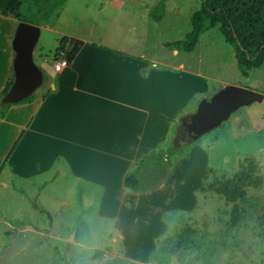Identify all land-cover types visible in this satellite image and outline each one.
Returning <instances> with one entry per match:
<instances>
[{
	"label": "rangeland",
	"instance_id": "obj_1",
	"mask_svg": "<svg viewBox=\"0 0 264 264\" xmlns=\"http://www.w3.org/2000/svg\"><path fill=\"white\" fill-rule=\"evenodd\" d=\"M62 3L28 12L20 2L12 16L39 28L58 17L63 32L75 36H84L89 26L100 30L111 25L120 31L121 48L139 49L147 57L181 62L190 72H199L207 91L192 98L183 116L225 85L264 95V66L242 75L217 27L199 35L191 52L173 56L164 46L189 33V16L201 0H110L105 8L102 0ZM160 3L162 17L154 21L150 14ZM111 7H120L118 14ZM60 39L40 32L32 60L43 81L33 96L42 93L53 72L48 56ZM39 51L47 59H40ZM178 121H170L166 137L154 148L165 152L174 147L165 157L167 177L148 192L124 197L113 219L97 213L98 188L75 182L64 167L57 176L46 174L28 183L0 176L7 184L0 189V264H264V98L239 108L195 141L181 136ZM233 176L244 198L235 202L239 217L230 227L232 204L209 187ZM184 228L194 246L174 252ZM94 251L101 255L94 258Z\"/></svg>",
	"mask_w": 264,
	"mask_h": 264
},
{
	"label": "crops",
	"instance_id": "obj_2",
	"mask_svg": "<svg viewBox=\"0 0 264 264\" xmlns=\"http://www.w3.org/2000/svg\"><path fill=\"white\" fill-rule=\"evenodd\" d=\"M102 1L103 8L109 6L110 0ZM119 9L110 10L118 14ZM56 19L39 30L61 38L48 59L54 64L61 47L68 64L58 72L52 64L39 96L0 112V176L28 183L57 176L64 167L75 182L98 188L97 213L113 219L124 197L133 195L122 185L125 171L164 140L170 121L208 86L181 62L121 48L120 31L111 25L89 26L84 36H75L63 32ZM16 23L12 13L0 14V95L11 84L10 37ZM37 56L47 59L40 51ZM6 188L0 180V189Z\"/></svg>",
	"mask_w": 264,
	"mask_h": 264
},
{
	"label": "trees",
	"instance_id": "obj_3",
	"mask_svg": "<svg viewBox=\"0 0 264 264\" xmlns=\"http://www.w3.org/2000/svg\"><path fill=\"white\" fill-rule=\"evenodd\" d=\"M64 0H0V14L9 15L14 7L24 2L27 11H40L52 8ZM153 10L160 11L155 15ZM151 18L159 21L162 17L163 4L154 7ZM190 31L182 40L166 43L164 46L175 52H191L198 36L217 27L224 43L233 52L237 70L245 75L247 71L264 66V0H201L198 9L189 16ZM61 47L55 51L60 52ZM58 58H62L59 54ZM67 61L68 58L64 57ZM33 94L21 103H28L33 99ZM43 98V97H41ZM8 106L0 108V112ZM183 114L178 116V119ZM174 147H168L162 152L160 149H152L131 165L123 176L122 185L128 192L141 194L148 192L160 184L168 174V163L165 157L169 156ZM5 165V160L2 166ZM238 177L230 180H216L209 187V191L222 197L232 207L229 214L228 225L234 227L237 224L239 211L236 201L244 198V191L237 187ZM191 234L184 228L176 240L173 251H185L194 246ZM101 255L100 251H94V258Z\"/></svg>",
	"mask_w": 264,
	"mask_h": 264
},
{
	"label": "water",
	"instance_id": "obj_4",
	"mask_svg": "<svg viewBox=\"0 0 264 264\" xmlns=\"http://www.w3.org/2000/svg\"><path fill=\"white\" fill-rule=\"evenodd\" d=\"M39 33V27L35 25L16 23L10 40L13 79L0 97V108L21 103L40 87L43 75L32 60ZM263 98L264 95L258 92L225 85L208 99H201L192 113L179 118L178 128L182 130L181 136L187 137L189 141H195L218 127L231 113L252 103H259ZM180 140L184 143L182 138Z\"/></svg>",
	"mask_w": 264,
	"mask_h": 264
},
{
	"label": "built area",
	"instance_id": "obj_5",
	"mask_svg": "<svg viewBox=\"0 0 264 264\" xmlns=\"http://www.w3.org/2000/svg\"><path fill=\"white\" fill-rule=\"evenodd\" d=\"M67 64L68 61L64 57H62L53 64V70L58 72L60 71V69L66 67Z\"/></svg>",
	"mask_w": 264,
	"mask_h": 264
}]
</instances>
